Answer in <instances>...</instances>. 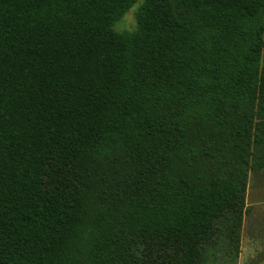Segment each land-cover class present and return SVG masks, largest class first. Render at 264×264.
<instances>
[{
    "label": "trees",
    "instance_id": "16d2710c",
    "mask_svg": "<svg viewBox=\"0 0 264 264\" xmlns=\"http://www.w3.org/2000/svg\"><path fill=\"white\" fill-rule=\"evenodd\" d=\"M262 50L264 0H0V264H235Z\"/></svg>",
    "mask_w": 264,
    "mask_h": 264
},
{
    "label": "rangeland",
    "instance_id": "374dc122",
    "mask_svg": "<svg viewBox=\"0 0 264 264\" xmlns=\"http://www.w3.org/2000/svg\"><path fill=\"white\" fill-rule=\"evenodd\" d=\"M133 4L113 26L118 31H130L134 26ZM264 65V50L260 54ZM244 213L239 234V253L235 264H264V169L249 170L244 194Z\"/></svg>",
    "mask_w": 264,
    "mask_h": 264
}]
</instances>
